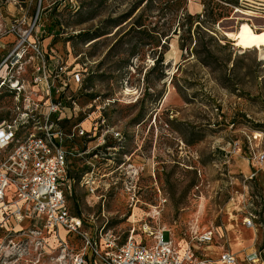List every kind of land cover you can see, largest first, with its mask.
<instances>
[{"label":"rangeland","instance_id":"1","mask_svg":"<svg viewBox=\"0 0 264 264\" xmlns=\"http://www.w3.org/2000/svg\"><path fill=\"white\" fill-rule=\"evenodd\" d=\"M229 1L0 0V114L18 85L38 98L41 67L73 106L66 126L91 135L69 159L73 213L123 237L142 223L173 242L213 229L223 245L252 201L264 247V163L250 156L264 152V0ZM92 165L96 195L79 182ZM23 221L15 247L0 231V264H75V247Z\"/></svg>","mask_w":264,"mask_h":264},{"label":"built area","instance_id":"2","mask_svg":"<svg viewBox=\"0 0 264 264\" xmlns=\"http://www.w3.org/2000/svg\"><path fill=\"white\" fill-rule=\"evenodd\" d=\"M37 53L43 56L38 49ZM53 81L50 73L38 67L32 79L33 86L38 87L32 93L35 92L38 98L32 99L31 92L24 87L20 99L22 86L19 85L9 93L15 103L8 109L7 116L0 119V226L10 217L18 222L29 219L34 227L43 228L55 237L63 246L62 250L69 249V245L75 247V264L239 263V257L224 244L217 255H211L210 246L216 237L213 229L190 234L180 251L177 242L164 240L166 229H155L142 223L141 233H138L131 225L123 237V233L105 229L107 218L98 225L92 216H86L82 211L73 213L68 203L74 182L67 175L69 159L78 153L77 143L82 144V140L91 135L82 127V122L68 129L58 123L71 104L67 105L63 98L53 99L52 93L63 90ZM39 91H44L45 97L38 96ZM108 132L112 138L120 137L113 129ZM257 138L253 136L254 140ZM250 153L253 160L264 163V152H255L252 148ZM252 167L250 178L257 175L255 165ZM79 182L89 195L97 194L100 183L93 165ZM248 205L252 211L246 213L243 223L253 227L258 207L252 201ZM243 260L247 264H264V247L245 252Z\"/></svg>","mask_w":264,"mask_h":264},{"label":"crops","instance_id":"3","mask_svg":"<svg viewBox=\"0 0 264 264\" xmlns=\"http://www.w3.org/2000/svg\"><path fill=\"white\" fill-rule=\"evenodd\" d=\"M6 117V115L3 113V115L0 114V119ZM248 165V163H247ZM2 211L0 210V220H2ZM26 221H15L12 217L7 219L6 221H2V224L0 226V231L6 233V237H8V240L11 244H13V247H15L17 244L14 242L13 237H19L20 232L22 229V226L25 224ZM1 223V221H0ZM63 231H61V234L63 235ZM217 235V234H216ZM255 234L251 229L248 227L243 228H237L234 229L233 232L228 233L227 237L224 239V246L226 249L231 251L232 253H235L237 257H239V263L238 264H247L243 260V255L246 251L250 249H256L257 248V240L255 241ZM215 239V238H214ZM184 240V239H181ZM215 241V240H214ZM3 245V243L0 244ZM221 245H211V255L215 256L217 255L221 250ZM93 264V263H90ZM98 264V263H97Z\"/></svg>","mask_w":264,"mask_h":264},{"label":"trees","instance_id":"4","mask_svg":"<svg viewBox=\"0 0 264 264\" xmlns=\"http://www.w3.org/2000/svg\"><path fill=\"white\" fill-rule=\"evenodd\" d=\"M222 1H225V2H227V3H230V1L229 0H222ZM189 17H190V15H189ZM175 31V30H174ZM174 31H173V33H174ZM165 35H167V34H165ZM169 35V34H168ZM61 92L62 91H60V93L59 94H61ZM73 110H72V107H71V105H68L67 106V109H66V111H65V113H64V117L61 119V120H58V123L62 126V127H64V128H69V127H71V126H73V125H71V126H66L67 125V123L69 122V120L71 119V117L73 116ZM55 118H56V116H55ZM66 129V130H67ZM78 214V213H77Z\"/></svg>","mask_w":264,"mask_h":264},{"label":"bare ground","instance_id":"5","mask_svg":"<svg viewBox=\"0 0 264 264\" xmlns=\"http://www.w3.org/2000/svg\"><path fill=\"white\" fill-rule=\"evenodd\" d=\"M16 85V84H15ZM248 162V161H247ZM178 247H180V251L186 246V243L184 240L177 241Z\"/></svg>","mask_w":264,"mask_h":264}]
</instances>
